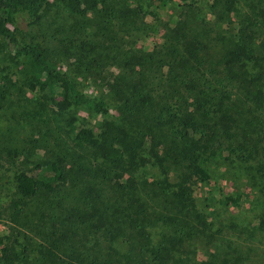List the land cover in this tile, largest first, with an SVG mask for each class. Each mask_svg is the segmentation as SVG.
Listing matches in <instances>:
<instances>
[{
  "label": "trees",
  "instance_id": "trees-1",
  "mask_svg": "<svg viewBox=\"0 0 264 264\" xmlns=\"http://www.w3.org/2000/svg\"><path fill=\"white\" fill-rule=\"evenodd\" d=\"M76 1L83 18L106 3ZM47 2L0 0V99L36 93L64 134L32 169L0 164V264H264V0H176L148 49L122 40L144 0L112 7L120 33L19 38ZM80 111L104 116L97 132Z\"/></svg>",
  "mask_w": 264,
  "mask_h": 264
},
{
  "label": "rangeland",
  "instance_id": "rangeland-1",
  "mask_svg": "<svg viewBox=\"0 0 264 264\" xmlns=\"http://www.w3.org/2000/svg\"><path fill=\"white\" fill-rule=\"evenodd\" d=\"M175 3L176 0H167L165 3L158 0H144V9L151 10L153 14L146 15L144 21L138 24L136 30L129 28L128 31H124L122 40L134 41L137 46L144 49L151 48L155 43L160 42V34L163 32L164 23L168 21L167 19L172 20L177 12ZM119 4L125 6L124 0H106L104 7H101L97 13L92 14L88 10L83 18L74 11V8H83L85 6L83 2L48 0L42 10V19L39 24L30 25L23 20H19L11 28L19 38L38 42L43 48L49 47L53 42L59 40L65 43L76 40L79 37L78 35L91 34L99 30L101 25H108L109 29L120 33L121 27L126 25L125 19L123 17L121 20L108 17L111 9H117ZM80 23L81 27H78ZM213 49L219 51L220 48L215 46ZM8 50L4 39L0 37V67L3 64H10V66L12 64L8 59ZM99 83L100 81H96L94 84L91 82L85 83L82 85V89L88 93L105 91L104 83L102 85H99ZM36 98V93L21 92V89L17 87L11 88V93L7 95L6 99H0V149L7 152L6 155L2 154L4 159H0V164H3L1 171H5L6 176L11 172L7 170L10 168L7 159L11 158V162L16 166L32 169L36 164L35 161L39 160V156L47 152L45 146L47 148H57L54 134L64 136L59 116L52 108L47 110L36 109L34 105ZM110 112L115 113L113 110ZM79 114L86 120L88 125L93 126L95 132L99 130L98 124L104 116H90L83 111H80ZM61 145L63 153L66 154L65 157H72L85 162L91 160L88 155H85L84 158L81 157L76 150L71 148L67 140L61 141ZM3 191H0V199H2L1 192ZM234 212L235 210L232 209V213ZM0 227H4L1 222ZM198 256H202V254L199 253Z\"/></svg>",
  "mask_w": 264,
  "mask_h": 264
}]
</instances>
